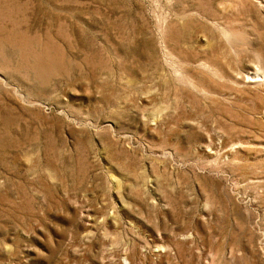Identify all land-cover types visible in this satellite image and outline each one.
<instances>
[{
  "label": "rangeland",
  "instance_id": "374dc122",
  "mask_svg": "<svg viewBox=\"0 0 264 264\" xmlns=\"http://www.w3.org/2000/svg\"><path fill=\"white\" fill-rule=\"evenodd\" d=\"M0 264H264V0H0Z\"/></svg>",
  "mask_w": 264,
  "mask_h": 264
}]
</instances>
